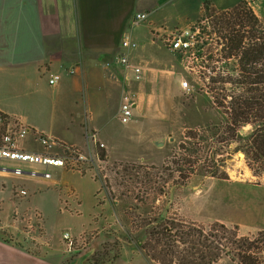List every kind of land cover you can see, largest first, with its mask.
Returning a JSON list of instances; mask_svg holds the SVG:
<instances>
[{"label": "crops", "instance_id": "0c3cea01", "mask_svg": "<svg viewBox=\"0 0 264 264\" xmlns=\"http://www.w3.org/2000/svg\"><path fill=\"white\" fill-rule=\"evenodd\" d=\"M241 1L0 0V112L27 127L29 133L20 144L34 153L67 158L72 151H85L87 130L100 132L101 142L108 138L105 133L114 131L118 132L117 140L127 137L138 119L127 124L119 120L120 96L129 88H140L141 83L127 80L133 73L117 60L105 63L99 56L119 51L137 13L147 14L143 26L162 41L173 29L195 22L205 3L224 11ZM167 51L173 65L179 57ZM69 68L76 72L68 74ZM52 73L62 76L55 85L49 83ZM109 97L114 98L112 108L107 106ZM141 107L138 100L134 107L138 116ZM40 134L53 138L56 145L51 149L36 146ZM15 163L14 168L0 167V191L8 201L26 190L21 197L28 195L37 218L33 228L29 218L21 221L22 226H0V231L7 229L0 234V264H72L80 252L67 250L63 237L67 231L77 241L89 238V244L102 232H114L119 237L118 251L109 253L99 264H150L140 248L143 231L134 239L129 237L102 181L93 172ZM15 168H21L23 174L14 175ZM6 179H14L9 190ZM223 181L254 184L246 179ZM258 185L264 186V180ZM177 211L178 215L185 212L183 207ZM208 220L224 223L220 217ZM12 234L17 236L16 242ZM247 234L255 233H242ZM214 264L239 263L224 257Z\"/></svg>", "mask_w": 264, "mask_h": 264}, {"label": "rangeland", "instance_id": "374dc122", "mask_svg": "<svg viewBox=\"0 0 264 264\" xmlns=\"http://www.w3.org/2000/svg\"><path fill=\"white\" fill-rule=\"evenodd\" d=\"M247 2L257 16L261 17L264 14V0ZM204 5L195 22L187 28L172 30L180 32L190 30L197 36L200 33L196 40L202 47L203 62L199 59H188L181 52L170 51L163 41L153 35L151 29L147 30L143 26L144 21L133 28L131 24L128 25V33L137 44L135 48L129 50L130 62L145 69L142 80L133 78L132 81L136 85L141 83V87L128 90L137 93L142 113L138 116L137 110H134V118L138 119V122L135 123L130 135L127 137L123 135L120 138L122 141L117 140L118 132L105 133L108 138L106 142L103 141L104 147H94L101 160L95 161L92 169H88L96 174L98 172L94 175L102 181L109 203L125 225L128 235L131 232L130 227L136 230L133 222L136 224L142 218L156 216L163 211H166L168 217H176L208 230L209 228L212 230L215 222L208 218L220 217L229 228H236L239 237L257 239V233L264 230V186L258 185L264 180V172L257 175L253 172L241 148L245 136L252 130V125L249 124L239 131V139L236 142L220 144L217 143V136H214L222 132L223 127L227 125L228 115L215 100L208 83L211 76H218L217 72L227 75L228 70L220 67H217V71L213 69L217 62L220 65L224 62L223 45L212 25L211 15L216 16L217 10L209 4ZM167 49L179 57L173 65ZM234 62L233 60L229 62L230 68ZM184 80L189 82L188 89L180 87ZM225 86L227 92L238 91L232 88L231 84ZM107 106L111 108L114 106V98H108ZM116 122L117 120L113 123ZM193 133L207 138L206 142H200L199 147L206 152L208 160L214 157L211 162L215 165L204 167L201 163L191 170L184 167L186 170L183 172L189 176L185 180L177 181L176 177L168 176L170 170L165 173L163 167L170 164L174 155L180 157L185 152L183 148L181 150V146L183 144L189 146L190 139L187 135ZM98 134L100 139V132ZM157 141L163 143L159 146ZM36 146H42L39 140ZM107 155L110 158L107 159ZM16 166L13 161L0 162V167ZM209 170L227 174L228 179H246L254 184L227 183L223 181L227 179L209 176L207 172ZM148 175L150 181L147 180ZM13 180L6 179L7 190L14 185ZM160 190H165V193ZM20 197L7 201L5 192L0 191V226L16 223L22 226L21 221L23 219L27 221L28 218L30 227L35 226L33 223L37 218L35 207L27 199L28 195L21 197L22 199ZM180 207L188 213L178 215L176 212H179L177 210ZM198 215L203 217L200 219ZM190 216L195 221H192ZM3 230L0 234L7 232V229ZM213 232L220 234L217 231ZM249 232L255 234L242 235ZM11 239L16 242L18 238L13 235ZM86 241L88 246L89 238H86ZM257 246L258 249H253L252 252L255 251L256 256L264 263V243L259 242Z\"/></svg>", "mask_w": 264, "mask_h": 264}, {"label": "trees", "instance_id": "16d2710c", "mask_svg": "<svg viewBox=\"0 0 264 264\" xmlns=\"http://www.w3.org/2000/svg\"><path fill=\"white\" fill-rule=\"evenodd\" d=\"M211 17L214 32L223 45L224 58L221 65L215 61L217 63L213 69L220 67L228 70L227 75L217 72L218 76H211L208 83L215 100L228 115L227 125L214 136H217V143L220 144L236 142L239 131L252 125L241 148L249 167L257 175L264 172V14L257 16L248 2L243 0L228 10L217 11L216 16ZM196 49L202 54L201 46L197 45ZM231 60L235 61L232 68ZM226 84H231L238 91L227 92ZM187 137L190 139L189 146H181L185 152L180 157L174 155L170 164L163 167L164 172L170 170L168 176L176 177L177 181L189 176L183 172L186 170L184 167L191 170L201 163L204 167L215 165L211 162L214 157L208 160L206 152L199 147L200 142H206L207 138L198 133ZM207 172L211 177L228 179L227 174L218 170ZM149 178L148 175V181ZM160 191L165 193V190ZM165 213L142 218L136 224L133 222L136 230L130 227L131 239L136 238L138 231H143L140 248L150 264H214L224 257L239 264H264L256 252H252L258 249L257 243H264V230L257 233V239L239 237L236 228L215 221L211 228L220 234H214L210 228L208 230L176 217L171 218ZM118 239L114 232H102L78 255L92 249L87 264H99L109 253L118 251Z\"/></svg>", "mask_w": 264, "mask_h": 264}, {"label": "built area", "instance_id": "2783aa9c", "mask_svg": "<svg viewBox=\"0 0 264 264\" xmlns=\"http://www.w3.org/2000/svg\"><path fill=\"white\" fill-rule=\"evenodd\" d=\"M146 18V13H137L131 24V28H133L134 25L145 21ZM197 37H200V33L197 36L195 32L190 30H183L181 32L175 30L165 34L162 41L170 51H178L183 53L188 59H199V61L201 60V62H203L202 55L199 54L196 49V46L198 45ZM136 46L137 44L133 40L131 34H126L120 43V49L119 51L117 50L114 59L117 58L116 60L125 69L132 71L133 75L131 77L128 76L127 80H133V78H135L140 81L144 78L145 69L137 64L131 63L129 58V50ZM66 71L68 74H74L76 72L75 68H69ZM61 77L62 76L58 73L50 74V85L57 84L61 80ZM180 87L182 89H188L189 82L187 80L182 81ZM137 98V93L134 91L125 90L122 92L119 108V120L122 123L127 124L133 121L134 107L137 105ZM28 133L29 131L27 127L21 121L0 112V161L8 160L21 164L43 165L47 167L54 166L63 168L68 166L74 170L85 171L89 168L92 169L91 167L92 165H95V161L101 160L99 159V153L94 149V147L97 146L104 147V143L99 139L98 131L87 130L86 140L88 148L86 151H72L71 155L67 158L53 156L48 153H34L27 151L20 144V140L25 138ZM38 140L46 149H51L56 145L55 140L47 135L40 134ZM12 172L16 176L23 174L21 168H15ZM94 174H96V172ZM44 176L49 178L50 173H45ZM20 194L24 196L27 194V191L22 189L20 190ZM63 237L66 242V248L69 252L82 251L88 243L86 239L77 241L68 231L64 233Z\"/></svg>", "mask_w": 264, "mask_h": 264}, {"label": "water", "instance_id": "95a60500", "mask_svg": "<svg viewBox=\"0 0 264 264\" xmlns=\"http://www.w3.org/2000/svg\"><path fill=\"white\" fill-rule=\"evenodd\" d=\"M117 53V50L114 51L113 53L111 54H101L99 56V60L101 62H105V63H109V62H112L114 60V57H115V54ZM157 145H161L163 142L162 141H157L156 142ZM93 253V250L90 249L88 251H86L85 253H83L82 255L80 256H76L73 260H72V264H87L88 262V259L89 257L92 255Z\"/></svg>", "mask_w": 264, "mask_h": 264}]
</instances>
